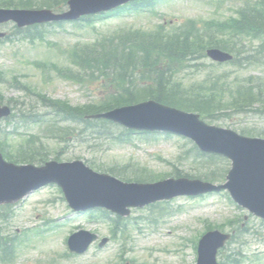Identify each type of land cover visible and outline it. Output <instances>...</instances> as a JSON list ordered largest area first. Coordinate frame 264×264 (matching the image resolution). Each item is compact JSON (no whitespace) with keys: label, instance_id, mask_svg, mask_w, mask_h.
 I'll return each instance as SVG.
<instances>
[{"label":"rangeland","instance_id":"1","mask_svg":"<svg viewBox=\"0 0 264 264\" xmlns=\"http://www.w3.org/2000/svg\"><path fill=\"white\" fill-rule=\"evenodd\" d=\"M242 1L246 0H223L219 3L217 0H162L156 13L165 17V20H162L160 16L149 13H133L106 21H96L94 29L87 26L76 28L70 24H66L62 28L44 26L47 37L44 41L37 40L34 43L23 40L18 35L15 40L0 43V69L5 72L8 80L18 76L19 81L28 86L31 91H27V95L24 91H17L15 85H13L15 82L12 81L13 84L9 83V85L1 88L2 97H0V100L2 99L5 103H8L13 99L19 103L32 104L43 110V112H47V109L36 93L43 94L55 101H67L72 106L91 102L101 94L100 84L85 82V86H80L71 79L60 76L55 69L73 67L68 57L64 56L63 51L71 50L78 43L91 41L101 34L108 35L120 28L150 30L155 25L163 23V21L170 23L188 19L199 21L223 18L231 15L238 4H243ZM14 26L13 23L1 26L0 33L13 34ZM33 62L46 63L48 66L46 73L43 74L42 71L35 68L31 64ZM203 62V67H199L202 71L201 79L209 73H213L216 77H219V74L231 75V80H235L237 77L239 80H244L250 76L262 75L260 70H238L230 66L215 69L211 66V61L205 60ZM76 70L74 68V72ZM194 71L195 69H191V72ZM189 77V84L196 81H192V79H200L194 76ZM227 115L214 125L232 129L239 133L250 129L253 131L252 136L264 138V119L253 113H227ZM60 127L62 126L60 125ZM12 129L13 127H8V123L0 122L1 135H3V130L11 131ZM45 130V126H43V131L35 127L28 130L21 128L18 132L23 137L11 136L13 144L26 146L27 141H31L28 144L31 149H34L35 146H41L42 161H45L46 157L50 155L48 159L61 157L62 162L82 160L86 163L89 162V165L92 164L96 168L97 165L106 169L128 167L126 175L128 179L134 177V170L138 167L148 168L167 178L171 176L173 167L164 161L175 164V168L184 173L197 176L201 172L195 170L200 161L197 160L194 163V156L189 159L180 158L184 152L189 151L192 144L186 143V140L177 137L143 138L136 136V140H133L132 144L129 145L110 144L104 140L95 139H84V142L74 140L67 144L63 141L57 143L56 139L43 137L42 132L45 133ZM31 136H35L33 142V138L30 139ZM21 140L24 142L20 143ZM227 162L229 161L227 160ZM228 164V168H230V162ZM219 166L223 168V163H220ZM100 169L105 171L102 168ZM129 181L133 180L129 179ZM167 204L166 207L170 212L177 211L182 207L187 210L165 218V222L161 223L155 230L149 224V219L158 214L159 210L157 209L151 207L133 209L130 217L124 219L129 225H126L125 229L131 231L130 238L124 247V257L132 264H182L181 256L167 258L165 253L159 250L160 245H165L168 242L166 241L167 237L164 235L166 230H173L177 236L176 239H178V237L187 235L189 233L188 227L191 226L192 239L189 238L187 242L191 245L194 244L195 247L199 240L198 234L206 230L207 223L212 226H222L223 229L228 231L230 229L228 227L229 221L239 217L243 218L246 215L249 216L246 223H248L247 228L250 232L246 235V232L243 233L242 240L247 243V247L241 248L234 244L224 252V256L231 255V250L234 249L236 252H242L240 254H243V256L252 259L254 256H261L263 261L257 264H264V223L252 217V215L250 216L246 210L231 203L225 194L211 195L200 201H189L180 197ZM12 210L13 217L3 223L1 227H4L3 231L7 234L5 236L15 235L22 239L21 245L18 247L15 264H104L106 262L114 263L116 260L115 258L120 249L119 244L116 242L111 243L102 250L93 248L85 256L62 260L61 256L66 252L65 241L71 232L84 229L96 231L101 237H110L111 235L109 225L101 218H92L86 216V213L72 214L63 201L61 191L56 187L49 186L37 191L25 200L15 204ZM67 215H72V217L66 220ZM55 222L58 223V227H61L30 237L29 240L22 234V232H27L28 229L32 230L44 224L53 226ZM176 247V243H169L166 251ZM255 251L256 253H254ZM185 256L187 257V259H183L185 264H196L197 255L193 249L186 251ZM219 259L222 261V256L219 255Z\"/></svg>","mask_w":264,"mask_h":264},{"label":"trees","instance_id":"2","mask_svg":"<svg viewBox=\"0 0 264 264\" xmlns=\"http://www.w3.org/2000/svg\"><path fill=\"white\" fill-rule=\"evenodd\" d=\"M67 1L0 0V7H46L59 12L65 9ZM145 2V6L150 7L153 0ZM256 6L251 12L241 10L238 17H230L225 22L205 24L202 27L189 22L176 30L167 31L159 27L152 33L125 31L105 36L92 44L76 47L70 55L74 58L78 71L73 73L72 77L80 82H99L105 93L99 102L81 107L73 108L67 103H59L61 113L66 116L64 120L86 123L89 129L100 133L105 129L107 122H86V115L133 104L143 99H154L198 113L203 119L211 122L227 113L260 112L256 105L264 104V77L239 81L222 76L206 81V86H197L199 83L187 85L184 78L181 79V75L191 64L195 62V67L200 65L199 61L206 59V50L213 47L234 53L236 57L233 65L236 67H261L264 63V2ZM41 35L39 38H42ZM254 41L262 44L252 52ZM242 49L249 52L248 57L244 59ZM241 60L246 62L242 63ZM220 79L224 81L220 83ZM40 99L42 102H49L45 96H40ZM32 111L33 107H30L26 113L21 114L23 119L28 117L23 121L26 126L32 124ZM0 139V150L11 161H42L43 152L40 148L21 147L13 154L8 151L10 147L6 145L5 139ZM200 176L217 181L224 179V172L209 170ZM142 177L144 178L141 179H155L158 176L149 173Z\"/></svg>","mask_w":264,"mask_h":264},{"label":"water","instance_id":"3","mask_svg":"<svg viewBox=\"0 0 264 264\" xmlns=\"http://www.w3.org/2000/svg\"><path fill=\"white\" fill-rule=\"evenodd\" d=\"M124 2L125 0H72L69 2L70 12L62 16H54L49 11H0V23L13 20L22 27L57 20H74L82 15L111 10ZM208 54L221 62L230 58L216 50L209 51ZM7 115L8 109L0 108V118ZM102 117L132 128L182 134L195 140L207 152L228 156L233 160L228 184L214 187L200 182L180 180L150 186H126L109 177L94 175L80 163L61 166L53 163L43 169L17 168L6 164L0 155V204L15 202L53 182L63 187L75 210L102 206L118 213H123L126 206H142L176 195H197L228 189L239 204L264 218V141L247 139L231 131L208 127L199 121L198 116L152 102L116 110ZM143 193L147 198L142 201ZM226 240L227 237L218 233L205 238L202 246L209 249L210 259ZM75 247L72 245L73 249H76Z\"/></svg>","mask_w":264,"mask_h":264}]
</instances>
